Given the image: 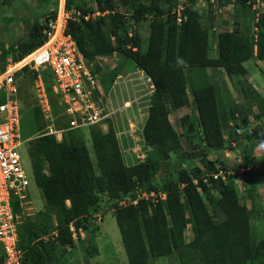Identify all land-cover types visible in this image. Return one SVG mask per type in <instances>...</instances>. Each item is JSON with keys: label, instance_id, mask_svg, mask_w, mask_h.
<instances>
[{"label": "trees", "instance_id": "obj_1", "mask_svg": "<svg viewBox=\"0 0 264 264\" xmlns=\"http://www.w3.org/2000/svg\"><path fill=\"white\" fill-rule=\"evenodd\" d=\"M94 1L101 13H110L93 17V11L85 8L82 0L65 1L68 10L77 8L83 17L90 15L80 22L70 20L68 32L90 60L121 51L152 78L154 92L143 130L145 143L151 149L145 160L127 165L114 128L110 126L109 131L104 132L92 126L90 135L100 170L97 174L91 152L82 138L68 139L64 135L59 141L55 135H38L45 129L46 122L43 123L42 111L36 105L37 135L27 141L28 155L34 180L57 224L56 237L48 242L42 240V235L48 233L47 224L19 226L24 264H69L76 249L70 225L73 223L77 230L86 228L84 220L98 206L102 193L116 202L114 215L129 264H152L156 258L174 254L179 264H264V237H258L252 226L258 203L252 189L248 192L250 197L242 199L231 176L228 175L226 181L211 177L208 182L201 178L196 183V175L181 165L179 179L163 187L157 183L158 174L182 145L169 118V104L179 109L190 103L188 84L206 145L220 151L227 149L219 95L209 77V69H223L229 77L245 76L248 73L245 62L255 54L264 61V16L254 22L259 27L257 38L251 25L241 28L239 22H235L232 30L220 31L218 56H212L214 45L210 30L213 26L204 25L203 14L191 6L194 0H188L184 10L187 18L182 24L177 23L176 13L171 9L166 11L157 3L118 0L132 6V16L137 22L145 16L153 17L146 48L139 35H125L115 41L107 30L108 16L122 18L114 12L117 0ZM240 1L247 6L248 0ZM56 16L48 15L46 19ZM43 23L36 21L29 26L25 37L8 54L12 52L18 59L41 46ZM116 73L117 70L112 72L111 81ZM48 78L55 82L53 76L45 72L46 84ZM61 107L65 111V107ZM22 129L23 137L28 138L24 115ZM251 161L256 163L257 157L252 156ZM249 166L245 162V167ZM209 167L212 174L222 170L213 163ZM136 190L148 196L138 198ZM153 193L157 196H151ZM125 200L130 202L123 204ZM12 205L19 216L23 207L18 201H13ZM189 225L194 236L187 242L185 232ZM58 246L72 249L58 257L54 253Z\"/></svg>", "mask_w": 264, "mask_h": 264}, {"label": "rangeland", "instance_id": "obj_2", "mask_svg": "<svg viewBox=\"0 0 264 264\" xmlns=\"http://www.w3.org/2000/svg\"><path fill=\"white\" fill-rule=\"evenodd\" d=\"M138 2L147 5L157 3L166 11L171 9L173 13L181 9L183 4L185 6L188 4V0H172L171 2L166 0H138ZM82 3L85 8L93 11V15L100 12L94 0H82ZM247 3L249 7L243 5L240 0H219L217 4H212L210 0H194L191 6L203 14L202 21L206 27L210 24L219 27L218 30H210L211 39L215 45L218 42L217 32L227 29L226 26L221 28L224 21H229V28L234 27L235 22H239L241 28L248 27L257 14L264 12V0H249ZM115 4L114 12L117 16L122 15V18L108 16L106 21L107 30L113 39L117 41L125 35L129 37L139 35L142 38L143 47L146 48L149 43L153 17L145 16L140 22H137L132 16L133 8L131 5H124L118 0L115 1ZM65 5V0H0V62L2 65H5L11 54L14 55L12 52L8 54V51H13L18 42L24 38L28 26H31L35 21L43 22L48 15L62 13ZM42 12L43 14L40 16ZM215 51L213 47L212 56L218 54ZM93 63L94 72L101 79L107 93L111 92L116 84V88L111 94L110 103V108L114 109L116 114H113L106 122L116 131L125 163L133 165L145 160L151 147L145 143L141 132L149 114L150 99L154 92L153 83L148 81V75L121 51L106 56L98 55ZM246 65L248 73L245 76L229 77L223 69H209V77L216 85L219 95L227 149L220 151L206 145L190 84H188L190 103L187 106L177 109L169 104V118L181 137L182 145L171 155L169 165H164V169L158 174L157 183L163 187L169 181L179 179V165L194 173L196 182L201 178L210 179L213 176L209 164L213 163L214 166L222 169L218 174L219 177L213 178L220 182L226 181L228 175L231 176L242 199L250 197L248 192L252 189V196L254 200L258 201L257 206L255 205L257 208L252 218V226L258 237L263 238L264 191L260 198L255 196L254 191L257 186L264 190V167L262 166L264 160V141L262 140L264 139V61L262 60V63L257 65L251 61ZM115 70L117 73L114 80L111 81L112 72ZM119 75H123L126 80L116 83ZM34 80L31 74L28 77L24 76L22 87V110L29 135L27 134L28 138L23 137L25 143L20 150L31 177V185L29 188L30 202L24 204L22 212L18 216V224L19 226L36 223L47 224L48 233L41 234H43L42 240L48 242L49 239L54 240L56 237L57 220L55 215L48 212L43 193L34 180L28 155V143L26 142L37 135L34 122L36 116L34 111L36 108ZM249 85L262 90V93L257 92V95H253L251 92H247ZM54 86L55 82L48 78L46 88L51 106H53L51 113L53 124L58 129H65L64 135L68 139L80 137L85 141L91 152L96 173L99 174L100 170L90 135V127L92 126L67 129L68 119L64 116L60 104V95L55 91ZM227 88L230 90L227 91ZM135 95L138 97L136 102L139 100L140 102L134 103L133 107L128 108V111H121L130 96L134 97ZM245 115L249 117L247 124L243 122ZM42 118L44 119L43 123L46 122L44 126L46 127L50 121L43 112ZM248 122H251L252 126ZM94 126L100 127L103 131H109L105 123ZM249 138L254 140L252 144ZM256 151H259V155L255 163L251 161V158ZM245 162L250 165L248 168L245 167ZM198 169L201 170V173L198 172ZM241 175L247 183L243 182ZM135 193L138 198L144 196L139 190H136ZM151 196L156 197L157 195L153 193ZM260 199L262 204H260ZM126 202H130V200H125ZM115 203L107 193L100 194L98 206L84 220L88 226L76 231V249L71 254L69 264H129L121 232L114 215ZM248 206H252L251 200L248 201ZM193 236L192 225H189L185 232V240L189 242ZM70 249H72L70 246H58L54 253L56 256L62 257ZM152 264H179V260L174 254L173 256L156 258L152 260Z\"/></svg>", "mask_w": 264, "mask_h": 264}, {"label": "built area", "instance_id": "obj_3", "mask_svg": "<svg viewBox=\"0 0 264 264\" xmlns=\"http://www.w3.org/2000/svg\"><path fill=\"white\" fill-rule=\"evenodd\" d=\"M215 1L217 0H211L212 3ZM183 8L177 11L179 23L183 19ZM106 13L109 11L97 12L96 15L104 16ZM89 17L90 15L83 17L77 8L68 10L65 6L55 18L43 21L44 43L41 46L22 58L15 59L10 55L4 67L0 62V264L25 262V251L20 244L18 216L12 205L13 201H18L21 207L30 202L31 177L20 150L25 143L22 129L24 76L31 74L35 79L36 105L50 121L39 136L55 135L61 141L65 131L56 128L52 122V106L46 88L45 72H49L55 80L54 89L60 95V104L65 107L64 113L68 119L67 129L103 123L109 129L110 125L106 121L116 114L110 108L111 94L116 84L111 92H106L101 79L94 72L93 60L85 56L73 35L68 32L70 20L80 22L82 18ZM259 19L258 14L257 22ZM257 36L255 34V38ZM125 80L123 75H119L116 83ZM147 80L152 82L150 77ZM137 100L136 95L130 96L121 111H128L134 103L140 102H136ZM218 174L212 176L217 179ZM241 177L247 183L242 175ZM203 180L208 182L209 179ZM144 196L148 195L144 193ZM122 203L125 204V201ZM70 229L76 241L77 229L73 223Z\"/></svg>", "mask_w": 264, "mask_h": 264}, {"label": "crops", "instance_id": "obj_4", "mask_svg": "<svg viewBox=\"0 0 264 264\" xmlns=\"http://www.w3.org/2000/svg\"><path fill=\"white\" fill-rule=\"evenodd\" d=\"M66 1V0H65ZM43 14V12L40 14V16ZM39 17V16H38ZM212 17V16H211ZM251 18H253L252 16H251ZM235 21V20H234ZM36 22V21H35ZM39 22V21H38ZM40 23H42V21L40 22ZM234 23V22H233ZM233 23H232V25H233ZM250 25L252 26L251 28H253V22H251L250 23ZM28 26V25H27ZM212 26H213V28H212V30L214 29V30H218L219 29V27L217 28L216 27V25L215 24H212ZM224 26H226L227 27V29H229V30H232L234 27H230L229 28V21H224L223 23H222V27L221 28H223ZM29 27V26H28ZM28 27H27V31H28ZM226 30V29H225ZM27 31H26V33H27ZM221 31H223V30H221ZM218 33H220V31H218L217 32V34H216V36L218 35ZM26 35V34H25ZM25 35L23 36V37H25ZM215 39V38H214ZM214 43H215V41H214ZM214 45V44H213ZM218 42H217V44H215L214 45V49L216 50L215 52H218ZM216 56H218V54L216 53ZM253 62V63H255V65H257L258 63L260 64V63H262V60H259L258 58H257V56H256V54H255V57L254 58H252L251 60H249V61H247V62H245V66H247L246 65V63H248V62ZM255 88V89H254ZM227 91L228 90H230L229 88H227L226 89ZM257 90V91H256ZM247 92H251L253 95L254 94H256L257 95V92L258 93H262V90H260V89H257L256 87H252L251 85H249V87H247ZM255 97H257V96H255ZM249 102H251V101H249ZM244 123H246L247 124V120H249V117H246V115H245V117H244ZM248 124L249 125H251L252 126V123L251 122H248ZM262 139V138H261ZM249 140H250V143L252 144L253 142H254V140H252L251 138H249ZM263 141H264V139H262ZM259 155V151L257 152H254V154H253V156H258ZM264 190H263V188H261V187H256V189H255V196L256 197H259L260 198V195H261V193L263 192ZM262 196V195H261ZM262 199V198H261ZM261 199H260V204H262L261 203ZM258 202V201H257Z\"/></svg>", "mask_w": 264, "mask_h": 264}, {"label": "clouds", "instance_id": "obj_5", "mask_svg": "<svg viewBox=\"0 0 264 264\" xmlns=\"http://www.w3.org/2000/svg\"><path fill=\"white\" fill-rule=\"evenodd\" d=\"M249 1V0H248ZM210 2H211V0H210ZM212 3V2H211ZM217 3H219V0H217V1H215L214 3H212V4H217ZM248 4V3H247ZM187 6V5H186ZM184 4H183V11H182V17H183V19H182V22L184 21V20H186V15L184 14V10H185V7H186ZM174 13H176L177 14V23L178 24H182V22L181 23H179L178 22V12L177 11H175ZM107 14V13H106ZM105 14V15H106ZM260 15V17L261 16H264V12L262 13V14H259ZM257 16H258V14L256 15V17H255V19H254V21H253V30H254V32H255V34H257L258 35V31H259V27H257L258 29L256 30V25H254V22H257ZM46 19V18H45ZM44 19V20H45ZM260 20V19H259ZM255 49L257 50V46H255ZM145 72V71H144ZM147 77H150L149 75L147 76ZM151 78V77H150ZM152 79V78H151ZM152 83H153V81H152ZM153 86H154V84H153ZM148 118V117H147ZM90 127V126H89ZM104 132H106V131H104ZM64 137V136H63ZM58 140V139H57ZM63 140V139H62ZM61 140V141H62ZM232 144L235 146V144H234V142H232ZM216 174H218V173H216ZM196 182V181H195ZM197 183V182H196ZM69 203V202H68ZM71 230V229H70ZM72 232V231H71ZM72 236H73V233H72ZM75 240V239H74Z\"/></svg>", "mask_w": 264, "mask_h": 264}]
</instances>
